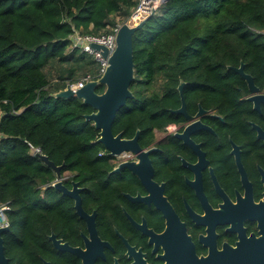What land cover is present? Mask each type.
Returning <instances> with one entry per match:
<instances>
[{"label": "trees", "instance_id": "1", "mask_svg": "<svg viewBox=\"0 0 264 264\" xmlns=\"http://www.w3.org/2000/svg\"><path fill=\"white\" fill-rule=\"evenodd\" d=\"M138 1L0 0V206H7L4 236L17 252L18 237L39 242L54 222L75 218L71 200L52 185L55 170L35 150L63 165L62 174L71 173L92 195L108 186L114 164L85 118L93 108L55 94L82 77L99 76V62L72 48L71 35L111 32ZM262 30L264 0L163 2L133 34V97L118 111L113 132L131 137L139 129L141 139H154L156 130L175 122L169 109L180 105L182 81L222 86L237 75L226 65L240 61L264 74Z\"/></svg>", "mask_w": 264, "mask_h": 264}, {"label": "flooded vegetation", "instance_id": "2", "mask_svg": "<svg viewBox=\"0 0 264 264\" xmlns=\"http://www.w3.org/2000/svg\"><path fill=\"white\" fill-rule=\"evenodd\" d=\"M242 64L252 87L231 68ZM226 69L237 75L222 86L182 81L175 122L152 140L139 132V152L105 147L114 166L102 195L62 174L68 190L78 182L82 214L58 191L74 220L54 222L39 242L18 237V252L4 231L0 264H237L264 238V74L243 61ZM125 162H138L147 182L128 168L112 172Z\"/></svg>", "mask_w": 264, "mask_h": 264}, {"label": "water", "instance_id": "3", "mask_svg": "<svg viewBox=\"0 0 264 264\" xmlns=\"http://www.w3.org/2000/svg\"><path fill=\"white\" fill-rule=\"evenodd\" d=\"M155 12L156 10L154 9L149 16L154 15ZM145 20L146 18L134 26L126 22L122 23L116 33V48L111 54L105 45L99 43L91 44V46L99 51L108 61V65L100 78L89 80L83 87L77 89H72L68 84L65 89L55 94L57 97H78L82 99L85 104L93 108V111L86 114L85 118L88 121H92L95 128L99 130L98 143L106 147L109 150V154L112 156L120 155L123 152L137 153L141 150L138 143L139 131H137L133 138L127 139L123 138L121 133L114 135L112 125L118 111L126 104L129 98L133 97L131 91V85L135 78L133 34L145 23ZM231 68L245 77L252 87V77L250 74L244 72L243 64L238 68ZM99 85L105 86V90L101 93L96 90ZM182 88L183 82L178 86L180 94H182ZM175 111L184 112V103ZM35 154L46 165L55 170L56 180L53 186L59 192L74 197L76 200L75 208L79 214H82L80 198L77 193L79 190L78 182H74L73 189L68 190L62 182L61 170L63 165H56L46 154L38 150H35ZM138 166V162H125L112 170V172H119L123 168H128L133 173L137 174L145 183L147 179L139 172ZM150 174L152 175V169L150 170ZM8 229V225L0 226V251L2 253L3 244L1 236L2 233ZM237 264H264V238L252 240L249 246H247V249L238 257Z\"/></svg>", "mask_w": 264, "mask_h": 264}, {"label": "built area", "instance_id": "4", "mask_svg": "<svg viewBox=\"0 0 264 264\" xmlns=\"http://www.w3.org/2000/svg\"><path fill=\"white\" fill-rule=\"evenodd\" d=\"M165 0H139L137 6L134 8L130 17L126 20L131 26L137 25L143 19L147 18L151 12L157 8L164 2ZM120 25L113 28L111 32L100 34V35H93V34H82L80 32H74L70 39H71V47L72 48H80L82 51L87 52L88 54L92 55L98 62H99V76L100 78L107 65L108 61L104 58L101 53L95 50L91 44L92 43H99L105 45L110 54L116 48V33ZM96 78V79H98ZM90 75L82 77L78 81L69 84L72 89L81 88L85 85V83L89 80H93ZM7 210L6 205L0 206V226L8 225L7 216L5 211Z\"/></svg>", "mask_w": 264, "mask_h": 264}, {"label": "rangeland", "instance_id": "5", "mask_svg": "<svg viewBox=\"0 0 264 264\" xmlns=\"http://www.w3.org/2000/svg\"><path fill=\"white\" fill-rule=\"evenodd\" d=\"M57 66H54L53 68H50L51 69V71H50V76L52 77V80L54 79V80H56V79H58L57 77H58V69L56 68Z\"/></svg>", "mask_w": 264, "mask_h": 264}]
</instances>
